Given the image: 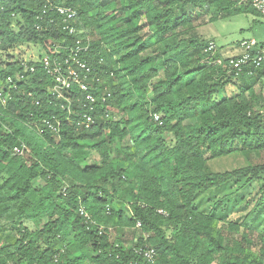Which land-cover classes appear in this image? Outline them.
<instances>
[{"label":"trees","instance_id":"1","mask_svg":"<svg viewBox=\"0 0 264 264\" xmlns=\"http://www.w3.org/2000/svg\"><path fill=\"white\" fill-rule=\"evenodd\" d=\"M236 2L68 0L78 13L71 33L47 0H0V264H213L218 257L264 264V184L241 222L214 213L217 202L260 181L264 162L226 171L209 165L233 151L248 158L264 151V101L255 87L264 69L229 71L228 57L206 51L210 41L188 12L216 8L226 17ZM78 40L89 44L82 58L90 77L102 79L91 91L96 124L85 128L74 117L52 132L43 120L67 116L48 89L53 78L39 61L28 60L34 71L24 72V59L10 51ZM18 72L27 79L15 90L6 78ZM236 83L237 94L220 98ZM21 143L27 149L19 155ZM211 193L210 211L200 210L198 197ZM128 233L133 244L125 243ZM252 235L263 243H252L259 256L250 252ZM148 246L154 262L137 252Z\"/></svg>","mask_w":264,"mask_h":264},{"label":"built area","instance_id":"2","mask_svg":"<svg viewBox=\"0 0 264 264\" xmlns=\"http://www.w3.org/2000/svg\"><path fill=\"white\" fill-rule=\"evenodd\" d=\"M46 6L51 7L52 10H56L63 16V21L66 23L64 28L69 29L71 33L75 32V27L71 26L72 22L78 17L76 9L68 4V0H47ZM250 5L264 18V0H251ZM241 52L235 55L228 56V62L224 66L229 71H235L236 75H239L246 67H253L256 69H264V47H260L256 40H244L240 44ZM44 49V53L33 62L39 61L48 75L53 78L52 85L48 88L51 95L61 101V109L67 113L65 118L59 115H53L50 118L43 120L44 127L52 132H59L64 120L71 121L74 117H80L77 119V124L90 128L96 124V118L94 117L96 96L91 93L92 89L96 86V83H101L102 79L99 76L90 77L92 68L88 61L82 58L84 52L89 51V44L83 45L81 40L76 41L75 45L67 46L62 43H53L49 46V50ZM217 47L214 41H210L206 51L215 53ZM65 52V53H64ZM64 53V54H63ZM27 61H23L25 65L24 72L29 69L33 72L34 66L29 67ZM218 64H222V60L216 61ZM251 73V72H250ZM27 79V76L18 72L15 76H8L6 82L11 88L17 90L20 89L19 82ZM79 90V92H78ZM102 96V103L106 101V98L110 96L108 88L104 89ZM80 93H85L86 101L84 102ZM2 101L6 102V96L0 92ZM81 103L85 110H79L74 107V103ZM39 103V101H37ZM84 111V112H83ZM109 114H107L108 116ZM153 117L156 121L161 122V115L154 113ZM118 116L113 119H117ZM45 129L41 127L40 131L44 132ZM27 145L21 143L20 146L14 148L16 154L22 155L25 153ZM160 213L167 215V212L163 209L159 210ZM81 214L88 222L91 220V216L84 207L81 208ZM137 227H140L138 223ZM103 227H101L102 229ZM137 252L149 261L154 262L156 257V251L154 248L145 247L140 248Z\"/></svg>","mask_w":264,"mask_h":264},{"label":"rangeland","instance_id":"3","mask_svg":"<svg viewBox=\"0 0 264 264\" xmlns=\"http://www.w3.org/2000/svg\"><path fill=\"white\" fill-rule=\"evenodd\" d=\"M236 1V5L231 10V15L226 17H224V15H227L226 12L216 8H210L206 11H199L192 7L188 9L189 14L193 17V23L197 27L198 33L206 40L214 41L217 51L221 53L222 57L229 55L230 48L233 49V47H238L239 43L244 40L255 39L259 42H264V18L251 11V0ZM43 53L44 49L41 44L28 43L20 45L10 51L12 58L17 56V59L21 58L25 61L36 60ZM4 57L7 56L4 55ZM228 90L231 89L229 88ZM228 90L222 92L220 98H224L226 94H228ZM262 90L263 88H260L261 98L264 101V91ZM125 143L126 142H124V144ZM248 156L249 158L241 151H233L225 156L211 159L209 165L213 171H226L244 167L250 163L264 162V151H254ZM263 184L264 174L261 175L260 181H252L235 195L223 198L221 202H217L216 204L214 211L215 216L218 219L241 222L259 198V189ZM224 189H221L219 193H223L222 191ZM225 193L224 190L223 194ZM215 200L214 194L212 193L201 194L197 201L198 208L202 211H210L211 205ZM23 221L31 229L35 228V225L31 221L27 219ZM10 228L11 227H9V229ZM241 233L242 231L240 230L237 235H241ZM133 235V233H128L125 237V243L133 244L137 238ZM235 235L236 233L232 236L235 237ZM250 241V252L259 256V247H261L263 243L257 235H252ZM252 243H258L259 247L252 245ZM213 264H222V257H218Z\"/></svg>","mask_w":264,"mask_h":264},{"label":"crops","instance_id":"4","mask_svg":"<svg viewBox=\"0 0 264 264\" xmlns=\"http://www.w3.org/2000/svg\"><path fill=\"white\" fill-rule=\"evenodd\" d=\"M255 40V39H254ZM257 41V40H256ZM259 42V41H258ZM261 43V42H260ZM241 52V48H240V43L238 45V47H233V49L230 48V54L227 55L226 57L228 56H231V55H235V54H238ZM225 56V55H224ZM255 87H256V90L259 91L260 88H263L262 91H264V76L255 84ZM231 89V90H228V89ZM239 89H240V83H236V84H232V85H229L227 86L226 90H228V94L229 96H232L234 94H237L239 92ZM261 92V91H259Z\"/></svg>","mask_w":264,"mask_h":264}]
</instances>
